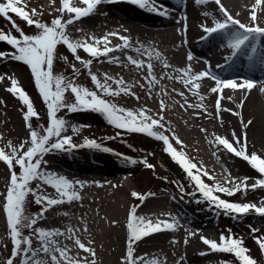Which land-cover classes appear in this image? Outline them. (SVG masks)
Wrapping results in <instances>:
<instances>
[{
  "label": "rangeland",
  "instance_id": "rangeland-1",
  "mask_svg": "<svg viewBox=\"0 0 264 264\" xmlns=\"http://www.w3.org/2000/svg\"><path fill=\"white\" fill-rule=\"evenodd\" d=\"M0 2H6V0H0ZM71 2L73 6L79 7L81 4V6L86 7L79 0H71ZM20 6H26V10L29 11L33 8L38 12L42 10V15L35 18L50 24L53 19L61 15L59 10L62 7V0H55L54 3H50L47 0H21ZM9 14L25 34L37 33V29L34 26H29L13 13ZM74 15L65 12L64 19L74 17ZM92 15L95 17L99 15V6L95 14ZM86 18L78 19V21ZM78 21L76 20L73 24L67 26L66 31L71 39H87L89 43H95L92 37L99 40L97 22L85 21L83 26L87 29L86 32L73 26ZM90 29H94V31H90ZM0 30L17 37L20 35L13 28L12 23L2 15H0ZM96 46L99 47V43ZM0 51L11 52L13 49L6 42H0ZM77 55L82 60L92 59L91 71L97 75L101 82L104 81L105 73L100 68L105 66L116 69L121 68L115 63L107 62L104 56L92 58L83 49H78ZM61 57H67V61L61 59ZM0 62H2L0 74H6V76L18 79L20 85L29 95L35 110L39 114V118H32L30 123L33 129L43 135L44 130L50 126L49 113L35 85L30 68L22 62L11 59H0ZM72 64L79 69V72L73 73V69L70 67ZM122 69H127V67H122ZM129 69L132 74L127 77L115 75L113 78L119 79L122 77L124 81L126 79L130 80L128 85L134 95L121 94L117 97L108 96L105 98L125 109L139 111L142 109L143 103L150 99L144 88L149 89L151 85L145 79L141 83V69L136 66H132ZM53 72L54 74H63L69 78L74 77L75 83L78 85L97 91L94 82L88 74V69L80 61H76L74 55L63 44L57 46ZM168 79L180 87V91H183L181 83H179L180 80L173 79L171 75H168ZM5 80V85L4 83L0 84V147H4L7 153L10 151L6 147L9 141H11L13 146L18 147L22 141L29 140L30 131L26 127L24 119V114L27 110L26 106L14 94L6 91L11 85L9 79L6 78ZM261 81L264 82V79L262 78ZM108 83L113 88L117 87L112 80H109ZM137 96L139 100L136 99ZM65 100L68 103H72L75 102V97L68 91L65 93ZM197 108L194 107L190 112L186 111V114L180 117V121L185 122L188 114L192 117L198 116L203 119ZM148 114L154 117L158 116V114H152V112H148ZM58 116L65 118L69 125H75L79 128L78 132H73L71 127H69L68 131L64 133V135L72 136L73 143L80 145L82 142L84 143L85 139H95L103 147L110 148L112 151L104 152L87 147H78L69 153L58 151L43 158L48 164L50 157L57 156L62 163L73 166V170L79 172L78 174L58 167H53L54 170H49L47 164L42 165V168L65 176L72 181H83L84 186L82 188L77 186L76 190L80 194L79 200L52 206L44 213V218L39 219L37 224L33 226L32 230L23 229L25 237L33 236V248L35 244L39 245L34 235V229H48L44 226L49 220H52L48 230L58 229L64 233V235L56 236L55 239L60 243L61 247L67 246L70 249V256L76 259L87 258L88 264H91L93 260L91 254L76 247L74 239L68 238L69 228L74 231V235L80 241L94 249L95 264H123L129 237L127 225L130 220L131 209L136 206V216L151 219L153 223L157 221H179V226L175 231L154 233L142 238L133 245L135 249L134 256L144 258L138 261L137 264H156V262L158 264H224V262L240 264L237 259H233L232 254L211 252L209 246L205 245L201 240V236H204L219 242L221 233L229 235V229L235 236L243 238L244 246L250 249L249 254L257 261V264H264V253L261 252L254 239V236H264V216L250 213L237 219L225 215L223 212L218 213L207 201L197 203V200H203L202 196L198 192L195 196L188 194L194 191V185L189 181L182 168L165 152L163 142L145 134L131 133L118 129L108 124L103 115L91 111L71 113L67 109H63L58 112ZM188 124L193 126V121L188 119L185 125ZM210 124L211 122L204 121L200 124V127L206 130ZM165 127L173 130L175 135L183 142L182 150L187 153L192 162L202 166L204 170H207L210 175L215 177L214 180L202 177L205 183L209 185L219 181L224 186L232 187V184H225V181L232 178L241 181L238 179L241 175L236 173L239 163L242 166L251 167L246 161L230 155L221 157L196 155L191 150H187L189 146L181 137V133H185L184 129H178L171 121L166 122ZM165 134L169 135L173 146L177 150H181V145L172 139L170 132H165ZM110 137L112 139H109ZM123 157L133 158L138 161L147 158L148 162L153 164L155 168L149 169L142 162L136 164L126 163ZM78 166L84 169L80 171ZM85 166H88V168H85ZM15 171L17 174L20 173L21 169L19 166H15ZM245 177L249 178V185L254 183L257 178H261L258 172L257 175H245ZM10 178L11 171L9 167L5 162H0V264H5L13 250L5 211ZM179 184H183L184 193L180 192L177 186ZM30 186L51 198H57L56 190L39 180L32 181ZM133 192L140 194L153 193L154 195L148 196L147 199L141 202L132 196ZM216 194L230 202H249L256 203L258 206L264 202V189L249 190L247 194L238 192L233 196H228L224 193ZM41 207L40 204L35 202V197L32 194L26 197L24 205L25 215L35 216L41 212ZM186 213L191 216L187 217ZM194 220L204 223L205 226H190L189 223ZM75 223L78 225H75ZM85 226L87 231H85ZM252 228H256L258 231L253 233L251 231ZM191 233H195V235H191ZM186 238L187 244H185ZM174 241L176 242L174 243ZM203 252L208 254L201 255L200 253ZM193 254H197V256L193 257ZM38 258L44 260L46 264H53L50 256L41 253ZM20 261L21 258L17 257L14 260V264H20Z\"/></svg>",
  "mask_w": 264,
  "mask_h": 264
},
{
  "label": "snow or ice",
  "instance_id": "snow-or-ice-1",
  "mask_svg": "<svg viewBox=\"0 0 264 264\" xmlns=\"http://www.w3.org/2000/svg\"><path fill=\"white\" fill-rule=\"evenodd\" d=\"M52 2L54 3L55 0H52ZM82 2L86 7H75L71 5L70 0H62V7L59 10L61 15L53 19L50 24L35 18L42 15V10L39 12L35 8L30 11L26 10V6H20L21 0H6V2H0V15L8 19L12 23L13 28L20 33L19 37H17L16 35L5 33L3 30H0V42H6L13 49L11 52L0 51V59H11L22 62L30 68L35 85L48 109L50 119V126L44 130L43 135L33 129L30 121L32 118H39V114L35 110L29 95L20 85L18 79L6 76V74H0V82H3L6 78L10 80L11 86L8 87L6 91L14 94L26 106L27 110L24 114V119L26 121V127L30 131L29 140L22 141L18 147L13 146L11 141H9L6 145V147L10 149L9 152L6 153L5 148L0 147V162H5L11 171L10 184L6 195L5 211L13 250L5 264H14V260L17 257L21 258L20 264H46L44 260L38 258L41 253L50 256L53 264H88L87 258L76 259L69 255L70 249L67 246H60V243L56 241L55 237L64 235V233L58 229H34L35 238L40 245L37 248H33L32 246V235L27 237L23 235V229L27 228L32 230L38 220L43 219L44 213L52 206L79 200L80 194L76 190L77 186L81 188L84 186L83 181H72L65 176L42 168V165L47 164V161L43 159L46 155L58 151L69 153L78 147H87L89 149L102 150L104 152L112 151L110 148L103 147L102 144L98 143L95 139H85L84 143L80 145L73 143L72 136L64 135V133L68 131L69 127H71L73 132H78L79 128L75 125H69L65 118L58 116V112L63 109H67L71 113L80 111L98 113L106 118L108 124L118 129L131 133L145 134L148 137L163 142L165 145V152L182 168L189 181L194 185V191L188 194L195 196L198 192L202 196L203 200H197V203L207 201L218 213L223 212V214L237 219L252 212L259 216H264V202H262L260 206L256 203L230 202L229 200L222 199L220 195L216 194L224 193L228 196H233L238 192L247 194L249 190L256 191L257 189H264V156L255 151L251 153L248 152L247 149L249 145L246 132L237 135L235 130H233L231 133V140L224 136H216L213 143L218 148L222 147L223 150L233 154L235 157L242 158L260 174L261 178H257L251 185L247 183L248 177H245L242 181H237L235 178L226 180L225 184H232V187L224 186L219 181H216L213 185H209L205 183L202 177H208L213 180L215 177L210 175L207 170H204L202 166L193 163L187 156V153L182 150L183 142L180 141L173 130L165 127L166 122L164 121L162 113L166 106L163 101L160 102L161 114L154 117L148 114L149 110L146 108H142L139 111L125 109L105 98L108 96L117 97L121 94L134 95V93L131 92V87L122 77L115 79L105 74L104 81L101 82L97 75L91 71L92 59L82 60V58L77 55L78 49H83L86 53L90 54L92 58H98L101 56L107 57L109 53L115 50L132 48L133 45L129 36L119 35L117 32L108 33L101 38L105 45L103 48L96 46L100 41L96 40L95 37H92L95 43H89L87 39H71L66 31L68 25L73 24L75 20L95 14L98 6L102 3H116L120 2V0H82ZM125 2L150 12H157L159 15H168L166 10L160 11L155 7L153 0H125ZM196 2L198 4H205L209 2V0H196ZM214 2L218 5L222 18L217 19L214 17L213 26L203 27V31L206 35L202 37V39H208L213 34L217 33L226 34L228 36L227 47L232 50L231 56L228 57V59L235 57L253 41L264 36V26H262L264 25V20L258 22L256 12L258 7L264 5V0H256L255 4L252 6L250 22L248 24L242 23L239 19L234 18L224 4L221 3V0H214ZM261 11L264 12V8H261ZM65 12L75 15L65 20ZM9 13L15 14L29 26H34L37 29V33L25 34ZM104 15H106V13ZM205 15H207V13H205ZM109 36H118L119 39L123 41L122 45H117L115 49L108 47ZM60 44L65 45L74 55L75 60L80 61L88 69V74L94 82L97 91H92L87 87L78 85L75 83L74 77L69 78L65 77L63 74H54L53 65L56 59V50L57 46ZM142 48L143 45L135 47L134 50L139 53ZM251 52H256V47L254 45L251 47ZM147 55L151 57L152 51H147ZM159 55V53H156L157 58H159ZM61 59L67 61V57H61ZM187 59L189 61L193 59L192 53L188 54ZM127 60L138 69L145 67V62L143 60L135 59L132 56H128ZM110 62L119 63V60L116 57H112ZM70 67H72L73 73L79 72V69H77L74 64L70 65ZM146 67L149 76L144 77V79L149 85L154 86L158 81L156 77L152 75L153 66L151 63H148ZM164 67H170V65L165 61ZM179 72L181 74L177 79H179L193 95L199 96V82L203 78H211L215 81V86L210 90L212 93L218 94L216 102L218 113L220 111H231L230 109H222L220 106V99L223 98L225 89L251 91L257 83L247 78L243 79L242 82H237L236 79H224L211 71H201L193 74L190 65L180 69ZM109 80H112L117 87L113 88L108 83ZM68 91L74 95L75 102H66L65 93ZM261 91H264V88H261ZM178 94L181 96L184 95L183 93ZM136 99L139 100V97L137 96ZM228 99H231V97H228ZM199 100L201 103L198 105H189V107L204 108V97L199 96ZM242 105L243 101H241V107ZM181 107L183 108L184 105H181ZM233 114L240 117V112H235ZM241 123L243 128L246 129L251 125L252 121L248 120L247 123H243L241 117ZM201 131L206 130L201 129ZM165 132H170L172 139H174L177 144L181 145V150H177V148L173 146L169 135H166ZM109 139L112 138L110 137ZM26 145L28 146L25 147ZM123 159L129 164L142 162L149 169L155 168L153 164L148 162L147 158H144L142 161L129 157H123ZM15 166H19L21 169L19 174L16 173ZM34 180H39L44 184L52 186L56 190L57 198H51L42 192L34 190L30 186L31 182ZM177 186L181 193L185 192L183 184ZM29 194H32L35 197V202L42 206L41 212L31 217L24 213L26 197ZM150 195L154 194L132 193V196L139 199L141 202ZM178 226V220L172 222L157 221L153 223L151 219L136 216V206H133L130 220L127 225L129 237L123 264H137L138 261L144 259L143 257L134 256L135 249L133 245L137 241L154 233L175 231ZM85 231H87L86 226ZM251 231L256 233L258 229L252 228ZM68 233V238L74 239L76 245H78L81 250L91 254L93 257L91 264H95L94 249L82 243L80 239L74 235V231L71 228H69ZM191 235H195V233H191ZM254 239L261 249V252L264 253V236H254ZM201 240L205 245L209 246L211 252L232 254L240 264H257V261L249 254L250 249L244 246L243 238L232 234L230 229L229 235L221 233L219 242L203 236H201ZM175 242L176 241H174V243ZM185 244H187V238L185 239ZM200 254L207 255L208 253ZM156 264H158V262H156ZM224 264H231V262H224Z\"/></svg>",
  "mask_w": 264,
  "mask_h": 264
},
{
  "label": "bare ground",
  "instance_id": "bare-ground-1",
  "mask_svg": "<svg viewBox=\"0 0 264 264\" xmlns=\"http://www.w3.org/2000/svg\"><path fill=\"white\" fill-rule=\"evenodd\" d=\"M47 1L52 3V0ZM79 1L83 3L82 0ZM255 2L256 0H221V3L224 4L230 14L245 24L250 22L252 6ZM70 3L72 5L71 0ZM153 3L160 11L166 10L168 15H159L157 12H150L127 3L125 0H120V2L116 3L100 4L99 15H96V17L90 15L85 20H77L78 22L73 26L87 32V29L83 26L84 22H97L100 48L105 46L101 38L108 33L117 32L119 35L130 37L132 48L115 50L109 53V56L104 57L107 62H110L112 57L118 58L119 63L115 64L121 68L116 69L105 66L100 68V70L111 77L115 75L127 77L132 74L129 68L134 66L127 60V57L132 56L145 62V67L141 69L142 73H140L142 77L141 83H143L145 81L144 77L149 76L146 65L151 63L153 66L152 75L156 77L158 83L149 89L144 88L150 99L143 103L142 108L148 109L152 114L159 115L161 114L160 102L163 101L166 106L162 113L164 121H171L178 129L185 130V133H181V137L189 146L187 150H191L196 155L218 157L230 155L235 157L213 143L216 136H224L231 140V133L235 130L237 135H241L243 132L247 133L249 145L247 150L249 153L255 151L264 156V91H261V88H264V82L261 81L262 78L264 79V71L258 74L252 73L257 66L264 68V58L262 59L261 57L255 63L250 60L248 61L249 65L244 62L233 64L235 57L228 59L232 50L227 47L228 36L226 34L217 33L208 39H202L206 35L203 27L213 26L214 17L217 19L222 18L219 7L214 0H209L205 4H198L196 0H153ZM79 7H83V5L81 6L80 4ZM170 7H173V9L170 10ZM261 8H264V5L256 9L258 22L264 20V12L261 11ZM105 13L106 15H104ZM90 31H94V29H90ZM260 40H264V36L259 37L258 41ZM122 43L123 41L118 36H109L108 47L115 49L117 45H122ZM141 45H143L141 51L139 53L136 52L134 50L135 47ZM246 48L249 50L251 44ZM147 51H152L151 57L147 55ZM156 53L160 54L159 58H157ZM189 53L193 55L191 61L187 59ZM165 61L170 67H164ZM218 61L221 63L216 65ZM189 65L193 74L201 71H211L224 79H236L237 82H242L243 79L247 78L257 83L251 91L225 89L223 98L220 99V106L222 109H230L231 111H220L218 113L216 108L218 94L212 93L210 90L215 86V81L211 78H203L199 82L200 88L198 92L199 96L204 97V108L196 107L199 109L203 119L198 116L192 117L188 114L185 122H181L180 117L184 116L186 111L190 112L194 109V107H189V105H198L201 101L199 96L193 95L181 81L179 83H181L183 91H180V87L170 81L168 75H171L173 79H177L181 74L179 70ZM122 67H127V69H122ZM5 82L6 80L0 82V84L4 83L5 85ZM125 82L129 84L130 80L126 79ZM131 92L133 91L131 90ZM178 93H183L184 95L181 96ZM228 97H231V99H228ZM241 101H243L242 107ZM181 105H184V107L182 108ZM235 112H240V117L234 115L233 113ZM241 117L243 123H247L248 120L252 121L251 125L246 129L243 128ZM188 119L193 121V126H190V124L185 125ZM204 121L211 122V124L207 126L206 131H201L203 128L200 127V124ZM143 138L146 139L145 137ZM239 159L243 160L242 158ZM47 166L49 170H54L53 167H58L68 172L79 173L73 170V166L58 160L57 156L50 157ZM78 168L80 171L84 169L79 166ZM85 168H88V166H85ZM236 173L241 175L238 178L241 181L244 180L245 175H257V171L252 167L242 166L240 163ZM186 215L187 217L191 216L188 213ZM51 222L52 220H49L44 227L49 229ZM189 224L192 227L205 226L204 223L198 220L191 221ZM75 225L78 224L75 223ZM39 246L35 244L34 248ZM76 247L79 248L78 245ZM195 256L197 254H193V257Z\"/></svg>",
  "mask_w": 264,
  "mask_h": 264
},
{
  "label": "trees",
  "instance_id": "trees-1",
  "mask_svg": "<svg viewBox=\"0 0 264 264\" xmlns=\"http://www.w3.org/2000/svg\"><path fill=\"white\" fill-rule=\"evenodd\" d=\"M233 259H236L234 255H233Z\"/></svg>",
  "mask_w": 264,
  "mask_h": 264
}]
</instances>
